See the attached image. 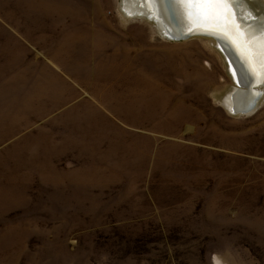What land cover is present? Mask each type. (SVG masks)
Segmentation results:
<instances>
[{"label": "rangeland", "instance_id": "rangeland-1", "mask_svg": "<svg viewBox=\"0 0 264 264\" xmlns=\"http://www.w3.org/2000/svg\"><path fill=\"white\" fill-rule=\"evenodd\" d=\"M121 2L0 0V264H264V95Z\"/></svg>", "mask_w": 264, "mask_h": 264}, {"label": "bare ground", "instance_id": "bare-ground-1", "mask_svg": "<svg viewBox=\"0 0 264 264\" xmlns=\"http://www.w3.org/2000/svg\"><path fill=\"white\" fill-rule=\"evenodd\" d=\"M121 3L124 16L150 21L170 40H178L188 32V38L209 39L222 52L234 81L233 87L217 97L227 111L236 115L256 99L257 92L264 95L263 0H234L226 14L219 11L206 19L193 18L196 10L177 0H122Z\"/></svg>", "mask_w": 264, "mask_h": 264}, {"label": "snow or ice", "instance_id": "snow-or-ice-1", "mask_svg": "<svg viewBox=\"0 0 264 264\" xmlns=\"http://www.w3.org/2000/svg\"><path fill=\"white\" fill-rule=\"evenodd\" d=\"M177 2L195 9L196 11L192 13L193 18L206 19L219 11L226 14L227 9L234 3V0H177Z\"/></svg>", "mask_w": 264, "mask_h": 264}, {"label": "water", "instance_id": "water-1", "mask_svg": "<svg viewBox=\"0 0 264 264\" xmlns=\"http://www.w3.org/2000/svg\"><path fill=\"white\" fill-rule=\"evenodd\" d=\"M188 36H189V33L186 32V33L182 34V37H179L178 40L188 38ZM260 94H261L260 92H257L256 99H254L249 104H247V106L244 108V110L238 111L240 114L237 113L236 115H248V114H251L252 112H254L260 106V104L262 102V100L259 97Z\"/></svg>", "mask_w": 264, "mask_h": 264}]
</instances>
